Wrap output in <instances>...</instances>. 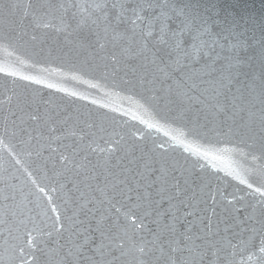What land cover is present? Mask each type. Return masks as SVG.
Masks as SVG:
<instances>
[{
	"label": "water",
	"instance_id": "1",
	"mask_svg": "<svg viewBox=\"0 0 264 264\" xmlns=\"http://www.w3.org/2000/svg\"><path fill=\"white\" fill-rule=\"evenodd\" d=\"M262 193L264 0H0V264H264Z\"/></svg>",
	"mask_w": 264,
	"mask_h": 264
},
{
	"label": "snow or ice",
	"instance_id": "2",
	"mask_svg": "<svg viewBox=\"0 0 264 264\" xmlns=\"http://www.w3.org/2000/svg\"><path fill=\"white\" fill-rule=\"evenodd\" d=\"M137 3H139V0H137ZM175 12L183 15V10H179V9H176L174 10ZM130 13L132 16H135L136 14V9L133 8L130 10ZM119 19H123V17H120ZM192 24H193V28H190L189 29V32L191 33L193 30H197V31H205L206 29H208L206 27V25H196L195 24V20L193 19L192 20ZM166 29L161 27L160 31H165ZM193 47V50L197 49L200 47V45L197 43V44H193L192 45ZM205 47H208L207 44H205ZM213 47H215V42H213ZM211 50V49H209ZM217 55H219L217 53ZM222 70V69H221ZM251 186V185H249ZM262 195H264V193H262ZM81 232L83 233L82 235H80V241H77L76 243H79L81 247H87L89 249V251H92L91 249V243H93V240H92V235L91 233L89 232L88 229H82ZM96 251H99L101 253H103V247L101 246L100 248L96 249ZM261 252L264 253V241H262V245H261ZM79 255H83V253H79ZM22 264H25V261H24V258L22 257ZM66 264H74V257L72 256H68L67 259H66Z\"/></svg>",
	"mask_w": 264,
	"mask_h": 264
}]
</instances>
